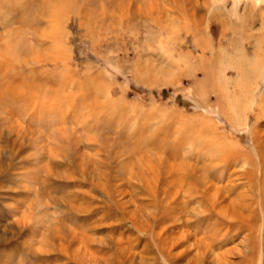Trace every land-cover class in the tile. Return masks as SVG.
<instances>
[{
	"label": "rangeland",
	"instance_id": "374dc122",
	"mask_svg": "<svg viewBox=\"0 0 264 264\" xmlns=\"http://www.w3.org/2000/svg\"><path fill=\"white\" fill-rule=\"evenodd\" d=\"M257 150L264 0H0V264H264Z\"/></svg>",
	"mask_w": 264,
	"mask_h": 264
},
{
	"label": "bare ground",
	"instance_id": "6f19581e",
	"mask_svg": "<svg viewBox=\"0 0 264 264\" xmlns=\"http://www.w3.org/2000/svg\"><path fill=\"white\" fill-rule=\"evenodd\" d=\"M258 151V160H259V166H258V169H259V174H260V183L264 186V161L263 159L260 158L259 156V150ZM178 174V173H177ZM244 203V202H243ZM245 204V203H244ZM264 205V204H263ZM246 205H242V207L244 208ZM263 247V245H262ZM261 247V248H262ZM263 249V248H262ZM264 251V250H263ZM264 257V256H263ZM263 261V260H262ZM264 263V262H263Z\"/></svg>",
	"mask_w": 264,
	"mask_h": 264
}]
</instances>
